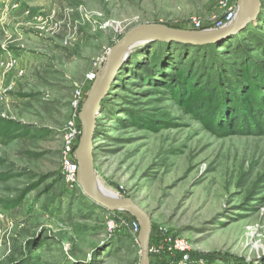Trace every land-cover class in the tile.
Returning <instances> with one entry per match:
<instances>
[{"label":"rangeland","instance_id":"374dc122","mask_svg":"<svg viewBox=\"0 0 264 264\" xmlns=\"http://www.w3.org/2000/svg\"><path fill=\"white\" fill-rule=\"evenodd\" d=\"M238 2L0 0V117L34 133L0 143V264H140L132 215L106 210L65 178L74 95L80 89L86 100L88 76L100 74L133 27L155 22L187 31L197 19L210 28ZM246 28L233 50L264 61V0ZM165 43L132 46L118 69L97 120L94 175L152 218L150 246L162 248L150 252L151 263L264 264V135L246 114L227 136L187 114L150 62ZM223 51L222 59L232 57ZM148 119L154 128L142 125ZM83 129L79 118L77 145ZM109 220L117 221L112 232ZM178 239L187 250L175 247Z\"/></svg>","mask_w":264,"mask_h":264},{"label":"trees","instance_id":"16d2710c","mask_svg":"<svg viewBox=\"0 0 264 264\" xmlns=\"http://www.w3.org/2000/svg\"><path fill=\"white\" fill-rule=\"evenodd\" d=\"M247 29L218 43H165L166 48L161 53L154 52L150 59L156 70L162 73L164 85L176 103L187 114L197 118L207 130L223 136L239 132L241 114L249 118L246 119L247 125L254 124L256 132L264 135V61L251 58L247 52L239 56L238 50L232 48ZM224 49L230 51L232 57L223 54L222 59L219 52ZM176 55H185L184 62H179ZM187 61L188 64L184 65ZM222 105L227 106L224 112ZM132 118L134 123H138L136 117ZM154 122V119H148L141 123L154 128ZM256 132L250 130L247 133ZM33 134L31 129L16 119L0 117V143L6 145ZM2 179L0 176V181Z\"/></svg>","mask_w":264,"mask_h":264},{"label":"water","instance_id":"95a60500","mask_svg":"<svg viewBox=\"0 0 264 264\" xmlns=\"http://www.w3.org/2000/svg\"><path fill=\"white\" fill-rule=\"evenodd\" d=\"M263 0H239L235 17L230 21L224 20L222 26L194 27L193 30H180L167 27L162 23H143L129 30L125 37L112 47L107 63L93 83L91 92L83 102L80 120L83 123V132L80 143L77 145L76 160L79 165L77 183L82 187L84 194L93 202L102 205L110 212L125 210L140 222L138 239L141 245L140 264H151L150 240L152 230V218L148 213L130 197L116 195L98 183L94 175L93 145L96 138V126L101 112L102 101L108 94L118 69L130 56V49L137 44L151 41L179 42L191 45H206L218 43L226 38L240 33L249 24L259 18Z\"/></svg>","mask_w":264,"mask_h":264},{"label":"built area","instance_id":"2783aa9c","mask_svg":"<svg viewBox=\"0 0 264 264\" xmlns=\"http://www.w3.org/2000/svg\"><path fill=\"white\" fill-rule=\"evenodd\" d=\"M225 16L223 19H219L217 21V26H222L224 24V20L230 21L235 17V9L232 7L228 8L224 12ZM194 24L196 28L202 27V23L195 19ZM97 74H90L88 76L89 82L92 83L95 81ZM84 99H83V91L80 89L77 90V92L74 95V99L72 101V109L75 110L73 118H71L67 123L68 132L65 135V141L63 144V160L62 165L64 166V174L67 182L70 184H77V173H78V163L76 160V150H77V122L79 120V116L81 113V107L83 105ZM119 211V210H118ZM123 222H126L123 220ZM121 223V222H120ZM117 226V221L109 220L108 221V231L112 232V230H115ZM131 227L134 231V233L139 232L140 230V222L138 219H133L131 221ZM167 241V240H166ZM175 247L185 251L188 248L187 242L178 239L176 241ZM162 248V245H156L150 247V252H156Z\"/></svg>","mask_w":264,"mask_h":264}]
</instances>
